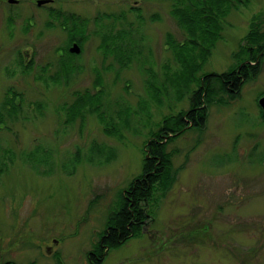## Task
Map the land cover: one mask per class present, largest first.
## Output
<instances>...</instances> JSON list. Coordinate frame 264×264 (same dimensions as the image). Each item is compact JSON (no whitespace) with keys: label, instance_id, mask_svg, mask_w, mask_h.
Segmentation results:
<instances>
[{"label":"rangeland","instance_id":"obj_1","mask_svg":"<svg viewBox=\"0 0 264 264\" xmlns=\"http://www.w3.org/2000/svg\"><path fill=\"white\" fill-rule=\"evenodd\" d=\"M234 4L210 53L196 55L197 76L229 71L256 22L264 30V0ZM51 9L87 21L82 53L66 52L69 31ZM18 13L0 2V264H91L109 214L142 173L148 140L190 108V93L172 81L181 63L169 39L188 35L172 0H20ZM261 63L237 98L208 107L203 130L167 145L176 181L166 192L156 185L142 232L101 264H264ZM86 90L99 100L71 111ZM14 94L20 109L7 111ZM36 147L38 169L28 161Z\"/></svg>","mask_w":264,"mask_h":264},{"label":"trees","instance_id":"obj_2","mask_svg":"<svg viewBox=\"0 0 264 264\" xmlns=\"http://www.w3.org/2000/svg\"><path fill=\"white\" fill-rule=\"evenodd\" d=\"M249 1L172 0V13L188 35L187 40L183 43L175 42L169 35L176 59L181 63V72L172 81L174 85L178 86L179 84L184 91L190 93V108L181 111L176 116L167 117L159 131L153 133L152 138L148 140L142 173L130 183L126 193L120 195L119 201L109 214L106 229L100 235L101 240L95 245L94 252L90 253L91 264H101L108 250L117 248L138 236L147 219L142 203L151 198L156 185L166 192L176 181L178 170L172 165V154L167 152V145L186 130H203L208 107L214 104L228 105L240 94V87L260 73L261 62L264 61V30H261L256 22V28L248 36L251 44L242 45L239 51L234 54V58L238 61L235 66L226 72H211L197 76L203 63L197 60L196 55L199 53V57V55L205 56L210 53L211 47L220 38L223 15L228 12L230 7L235 6L234 3L247 4ZM49 14L51 18L60 19L61 25L67 27L69 39L66 52L75 54L69 51L72 42L76 41L74 32L81 33L77 42L82 46L85 41L83 33L87 21L60 10L51 9ZM190 50H196L197 53L195 55L187 54ZM193 84H197L196 89L190 88ZM172 88L176 92V87L172 86ZM75 95L74 102L69 106L71 111H82L89 101L95 103L99 100V92L76 91ZM14 101L16 98L13 95L7 97L5 102L7 111L16 110L17 105L12 104ZM98 115L100 116V114ZM100 119L102 120L103 116H100ZM190 120L192 123H189ZM164 132L169 135L168 140H166L168 135L164 136ZM38 150L39 148L36 147L28 160L34 169H38V164L32 154L35 155ZM262 158H264V154ZM4 264L16 263L8 261ZM58 264H62V262L59 261Z\"/></svg>","mask_w":264,"mask_h":264},{"label":"water","instance_id":"obj_3","mask_svg":"<svg viewBox=\"0 0 264 264\" xmlns=\"http://www.w3.org/2000/svg\"><path fill=\"white\" fill-rule=\"evenodd\" d=\"M49 1H51V0H38V1H37V4H38V5H42V4H44L45 2H49ZM9 2H11V3H16L17 0H9ZM70 52H72V53H80V52H81V47H80V45H79L77 42H74V43L72 44V46L70 47ZM259 104H260V106H261V108H262V113H263V117H264V96H262V97L259 99ZM54 243L56 244V243H58V241L55 240ZM47 252H51V247H48Z\"/></svg>","mask_w":264,"mask_h":264},{"label":"flooded vegetation","instance_id":"obj_4","mask_svg":"<svg viewBox=\"0 0 264 264\" xmlns=\"http://www.w3.org/2000/svg\"><path fill=\"white\" fill-rule=\"evenodd\" d=\"M37 1L38 0H36V3H37ZM56 0H51V1H49V2H45L44 4H42V5H45V4H52V3H54ZM0 2L1 3H7V4H14V5H18V7H19V13H18V16H20V0H17V2L16 3H11V2H9V0H0ZM42 5H40V6H42ZM8 21V23H10V22H12L10 19H8L7 20ZM75 41H73L72 43H74ZM72 45V44H71ZM70 45V46H71ZM19 46V45H18ZM81 48H82V46H81ZM4 51H5V49H3ZM82 50H83V48H82ZM16 51H17V54H16ZM8 52V51H7ZM15 54H16V56L18 57V61L20 62V47H17V49L15 50ZM7 56H8V54H7ZM14 55H12V57H13ZM13 97H15L16 98V101H14V102H12V104L14 105V104H16L17 105V108H16V110H18L19 111V109H20V104L19 103H17V99H19V96H18V94H16V96H14L13 95ZM6 100H7V98H6ZM12 106V105H11Z\"/></svg>","mask_w":264,"mask_h":264}]
</instances>
